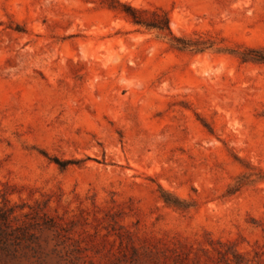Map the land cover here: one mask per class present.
Wrapping results in <instances>:
<instances>
[{
	"label": "rangeland",
	"instance_id": "rangeland-1",
	"mask_svg": "<svg viewBox=\"0 0 264 264\" xmlns=\"http://www.w3.org/2000/svg\"><path fill=\"white\" fill-rule=\"evenodd\" d=\"M119 1L0 0V264H264V0Z\"/></svg>",
	"mask_w": 264,
	"mask_h": 264
},
{
	"label": "trees",
	"instance_id": "trees-1",
	"mask_svg": "<svg viewBox=\"0 0 264 264\" xmlns=\"http://www.w3.org/2000/svg\"><path fill=\"white\" fill-rule=\"evenodd\" d=\"M109 8L118 10L123 13L132 23L144 26L145 28H154L160 31H167L173 40L181 48L194 46L196 43L184 38L175 37L172 35L169 28V21L166 13L160 9L148 10L131 6L128 3L120 2L119 0H103ZM256 60L264 61V52L256 53L253 57ZM168 201V199H166ZM4 215H0V220H4Z\"/></svg>",
	"mask_w": 264,
	"mask_h": 264
}]
</instances>
